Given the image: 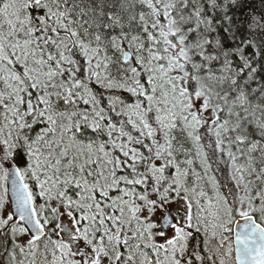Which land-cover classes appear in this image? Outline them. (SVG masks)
<instances>
[{
  "label": "snow or ice",
  "instance_id": "snow-or-ice-1",
  "mask_svg": "<svg viewBox=\"0 0 264 264\" xmlns=\"http://www.w3.org/2000/svg\"><path fill=\"white\" fill-rule=\"evenodd\" d=\"M0 264H264V0H0Z\"/></svg>",
  "mask_w": 264,
  "mask_h": 264
}]
</instances>
